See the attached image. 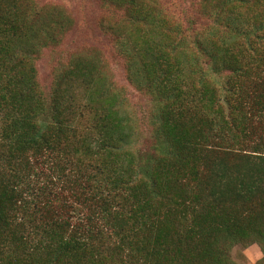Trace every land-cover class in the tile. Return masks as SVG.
I'll return each instance as SVG.
<instances>
[{"label": "trees", "instance_id": "16d2710c", "mask_svg": "<svg viewBox=\"0 0 264 264\" xmlns=\"http://www.w3.org/2000/svg\"><path fill=\"white\" fill-rule=\"evenodd\" d=\"M191 1L99 0L141 145L97 48L41 84L69 10L0 0V264H264V0Z\"/></svg>", "mask_w": 264, "mask_h": 264}, {"label": "rangeland", "instance_id": "374dc122", "mask_svg": "<svg viewBox=\"0 0 264 264\" xmlns=\"http://www.w3.org/2000/svg\"><path fill=\"white\" fill-rule=\"evenodd\" d=\"M66 7L71 13L74 25L68 32L62 44L56 48L44 51L38 61L39 79L43 87L49 89L53 80V72L60 63L78 53L91 49H98L106 61L112 80L118 88L125 91V108L130 116L131 123L137 129V138L141 145H147L152 139L153 105L149 97L142 94L127 77L125 61L114 46L110 34L105 33L100 23L107 20L105 11L99 0H42ZM163 3L173 6L178 1L188 7L191 0H162ZM180 6V5H179ZM178 6V7H179ZM179 10V8H177ZM140 146V145H139ZM257 245L249 247L236 246L232 248V257L236 264H256L262 257Z\"/></svg>", "mask_w": 264, "mask_h": 264}]
</instances>
